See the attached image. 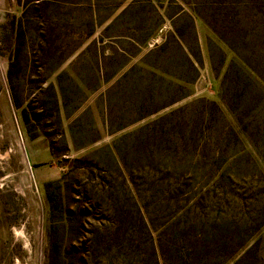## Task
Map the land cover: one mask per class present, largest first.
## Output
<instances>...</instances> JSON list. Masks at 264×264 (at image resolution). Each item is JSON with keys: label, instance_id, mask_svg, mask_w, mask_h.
Wrapping results in <instances>:
<instances>
[{"label": "rangeland", "instance_id": "obj_1", "mask_svg": "<svg viewBox=\"0 0 264 264\" xmlns=\"http://www.w3.org/2000/svg\"><path fill=\"white\" fill-rule=\"evenodd\" d=\"M0 264H264V0H0Z\"/></svg>", "mask_w": 264, "mask_h": 264}]
</instances>
